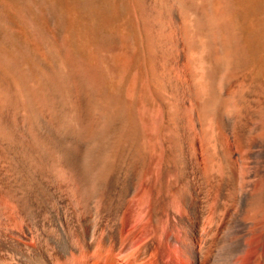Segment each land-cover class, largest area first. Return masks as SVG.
<instances>
[{"label": "bare ground", "instance_id": "bare-ground-1", "mask_svg": "<svg viewBox=\"0 0 264 264\" xmlns=\"http://www.w3.org/2000/svg\"><path fill=\"white\" fill-rule=\"evenodd\" d=\"M66 9L0 41V264H264V0Z\"/></svg>", "mask_w": 264, "mask_h": 264}, {"label": "rangeland", "instance_id": "rangeland-1", "mask_svg": "<svg viewBox=\"0 0 264 264\" xmlns=\"http://www.w3.org/2000/svg\"><path fill=\"white\" fill-rule=\"evenodd\" d=\"M68 1L69 0H0V6L9 20L7 22L8 24L0 22V41H5L6 34H12L13 32L12 35L17 41L19 40V42L28 44L32 48L34 47L38 51L43 52L44 47L37 28L42 27L44 30L46 29L45 31L52 34L60 44L63 43L66 46L70 45V47L73 48L72 51H75L76 55H82L83 46H81V43L83 36L80 33V27L78 25H73L69 19V15H66ZM81 1L82 0H75L76 5H79ZM20 6H30L29 9L32 12V16H34V20L22 17L19 11ZM61 7L63 8L61 9ZM80 13L81 10L78 7L76 9V19H78ZM134 20L136 25L141 22L140 19ZM33 21H35L34 25L32 23ZM132 34L136 38L140 36L138 29L132 30ZM248 66L249 65L243 68L242 73L252 75V71Z\"/></svg>", "mask_w": 264, "mask_h": 264}]
</instances>
